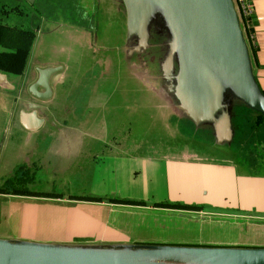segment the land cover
<instances>
[{
	"label": "rangeland",
	"instance_id": "1",
	"mask_svg": "<svg viewBox=\"0 0 264 264\" xmlns=\"http://www.w3.org/2000/svg\"><path fill=\"white\" fill-rule=\"evenodd\" d=\"M2 2L9 11L2 19L16 31L32 34L23 74H11V80L25 81L42 62L64 65L66 78L46 100L35 97L30 85L28 93L16 89L0 98L1 237L133 242L127 240H150L153 234L179 239L175 236L182 234L202 245L250 244L251 225L259 221L139 209L128 201L159 194L155 176L127 169L103 171L95 159L109 150L120 155L157 150L168 160L188 154L193 163H231L242 172L264 175V114L237 98L220 81L223 75L217 69L211 72L210 88L221 104L217 112L231 123L229 139L216 135L212 120L197 124L166 114L160 105L169 95L149 90L164 88L162 72L169 58L172 73H177L179 59L187 63L167 3L145 0L140 21L141 39L146 36L147 41L138 51L131 48L135 39L127 33L124 0H0V7ZM9 40L16 47L22 41L17 34ZM88 42L93 46H86ZM27 99L44 106L45 122L39 130L28 131L20 123ZM76 134L95 140L93 147L84 141L77 154L55 152L60 137ZM92 150L89 158L83 154ZM37 156H45L35 160L41 168L30 165ZM24 164L28 167L22 169V181L5 182Z\"/></svg>",
	"mask_w": 264,
	"mask_h": 264
},
{
	"label": "crops",
	"instance_id": "2",
	"mask_svg": "<svg viewBox=\"0 0 264 264\" xmlns=\"http://www.w3.org/2000/svg\"><path fill=\"white\" fill-rule=\"evenodd\" d=\"M251 15L250 25L247 27L242 23L238 17L239 25L245 40L249 62L253 77L260 89L264 94V0H252L251 3ZM8 5L2 2L0 7V53L15 52L19 51L24 54V64L19 72L10 70L0 69V74L3 75V84L11 85L13 88H6L0 85V98H4L8 92L18 90L22 93H28V86L34 83L38 77V72L35 70L25 81L19 80L18 83L11 80V74L21 75L23 74L24 66L28 58V54L31 52L26 48V45L31 42L32 34L25 31H16L13 26L8 24L7 20L2 18L9 14ZM125 12V22L128 36H132L135 39V43L131 48L138 51L141 50L142 45L141 29L140 32L131 31L128 27L127 22V11ZM17 32V33H16ZM19 36L22 41L21 44L16 43L14 40L15 35ZM132 34V35H131ZM147 41V37H146ZM86 46H93L89 42ZM133 54L132 52L129 55ZM162 60L161 66L164 64ZM169 60V59H168ZM104 64H109L107 58L103 59ZM179 67L177 73H172L170 68H167V62L165 65V71L162 72V79L165 80L164 87L162 89L158 87H149L150 91L156 89L155 93L160 94L161 92L167 93L169 98L164 99L166 102L160 105L163 106L164 112L168 115H179L185 116L195 123L212 120L214 124V131L221 139H229L232 137V126L230 121L218 111L220 103L215 105L213 108H205L202 112L192 113L190 104L186 103V99L181 87V62L178 60ZM47 67H60L57 73H54L50 77V89L61 83L65 78L64 65L61 64H48V62H42L38 69ZM168 80H171L168 83ZM42 91V88H38ZM25 91V92H23ZM123 93H127L122 91ZM132 91H129L131 93ZM134 94H139L136 92ZM171 94L173 95L174 101H172ZM236 96V95H235ZM238 98V97H237ZM240 99V98H239ZM241 100V99H240ZM204 108V107H203ZM202 108V109H203ZM77 109V108H76ZM75 110H72L74 113ZM22 113H28L29 117L26 118V126L21 122ZM14 114V113H13ZM13 114L12 118L13 119ZM44 106L37 102L26 100L25 109H21L20 123L28 131L39 130L44 125ZM262 114V113H261ZM19 118V111L17 112ZM19 121V120H18ZM153 121V120H152ZM88 125V123H87ZM67 138L60 137L59 143L56 147L55 152L61 153L66 150L67 152H75L77 154L80 151V146L83 142L91 144L95 140L87 139L81 134L66 136ZM74 143L75 147L71 148V144ZM110 152L107 154H97V164L103 171L109 169H127L131 174H135L136 171L145 174L154 175L157 179L158 187H161L160 193H151L150 196H142L140 202L128 201L131 205H136L139 209L149 210L150 213L154 214H167V213H192L199 215H210L218 216L220 218H235L244 220L259 221L253 227L251 240L249 245H241L233 243L231 241L225 245L212 244L202 245L199 242H194L191 238L182 237V234L176 235L179 239L173 238L172 234H153L150 240H146L145 236H137L135 240H127L133 242H107V241H33L28 239H19L12 237H1L3 239H19L24 241H33L41 243H132V244H153V245H185V246H209V247H264V175L251 174L240 171L234 164L231 163H218L211 164L202 160H198L193 163L190 159L192 156L183 154L181 159L174 158L168 160V156L164 152H158L157 150L153 154L151 152L146 154H134V155H120L118 152ZM51 156H55L54 151H51ZM94 154V150L83 152V154L89 158L91 154ZM55 154V155H53ZM46 156V155H45ZM34 157L30 159V165L35 168H41L40 164H36L35 160H43L45 157ZM193 158V157H192ZM195 158V157H194ZM24 169L28 166L22 165ZM43 168H48L47 166ZM22 169V167L18 168ZM18 171V170H16ZM15 171V172H16ZM24 171V170H23ZM14 172V173H15ZM14 175V174H13ZM155 185V186H156ZM14 194V193H11ZM144 198L152 199L151 203H145ZM188 204L196 205L195 208H183L180 206H173L172 204ZM166 220V219H165ZM245 245V246H244Z\"/></svg>",
	"mask_w": 264,
	"mask_h": 264
},
{
	"label": "water",
	"instance_id": "3",
	"mask_svg": "<svg viewBox=\"0 0 264 264\" xmlns=\"http://www.w3.org/2000/svg\"><path fill=\"white\" fill-rule=\"evenodd\" d=\"M32 2L33 0H27ZM167 3L173 29L180 30V44L186 50L185 61L181 62V87L186 103L192 113L219 103L210 88L214 70L222 73V80L249 107L264 114V94L260 91L251 71L245 40L239 25L232 0H161ZM128 27L140 32L141 12L145 0H124ZM143 9V10H142ZM142 10V11H141ZM142 42H146V36ZM184 57V56H183ZM170 59L167 66H170ZM186 66V67H185ZM60 67L38 69V77L30 85L35 97L46 100L51 96L50 77ZM212 72V73H211ZM0 74V85L3 84ZM219 81V82H220ZM38 88H42L39 91ZM221 96V95H220ZM204 107V108H203ZM203 108V109H202ZM28 113H22L21 122L26 126ZM0 247L28 249L44 254L47 252L76 253L80 256L100 252H167L199 254L208 259L227 258L232 264H264V247H209L185 245H153L132 243H41L19 239L0 238ZM0 264H76L61 261H29L10 258L0 254Z\"/></svg>",
	"mask_w": 264,
	"mask_h": 264
},
{
	"label": "bare ground",
	"instance_id": "4",
	"mask_svg": "<svg viewBox=\"0 0 264 264\" xmlns=\"http://www.w3.org/2000/svg\"><path fill=\"white\" fill-rule=\"evenodd\" d=\"M0 254L29 261H61L76 264H232L227 258L208 259L199 254L167 252H100L87 256L76 253L47 252L40 254L28 249L0 247Z\"/></svg>",
	"mask_w": 264,
	"mask_h": 264
},
{
	"label": "trees",
	"instance_id": "5",
	"mask_svg": "<svg viewBox=\"0 0 264 264\" xmlns=\"http://www.w3.org/2000/svg\"><path fill=\"white\" fill-rule=\"evenodd\" d=\"M24 64V54L22 52L19 51H15V52H7V53H0V69H5V70H12L14 72H19L20 69L22 68ZM242 101V100H241ZM261 114V113H260ZM24 172L22 169H20L19 171H16L14 173V175L7 179L5 182L8 181H22L24 179ZM6 193V192H4ZM136 203L137 201H131ZM173 206H180L183 208H195L198 207L196 205H188V204H179V203H174L172 204Z\"/></svg>",
	"mask_w": 264,
	"mask_h": 264
},
{
	"label": "built area",
	"instance_id": "6",
	"mask_svg": "<svg viewBox=\"0 0 264 264\" xmlns=\"http://www.w3.org/2000/svg\"><path fill=\"white\" fill-rule=\"evenodd\" d=\"M237 17L242 21L244 25L249 27L250 15H251V3L252 0H232Z\"/></svg>",
	"mask_w": 264,
	"mask_h": 264
},
{
	"label": "flooded vegetation",
	"instance_id": "7",
	"mask_svg": "<svg viewBox=\"0 0 264 264\" xmlns=\"http://www.w3.org/2000/svg\"><path fill=\"white\" fill-rule=\"evenodd\" d=\"M22 169H24V167Z\"/></svg>",
	"mask_w": 264,
	"mask_h": 264
}]
</instances>
